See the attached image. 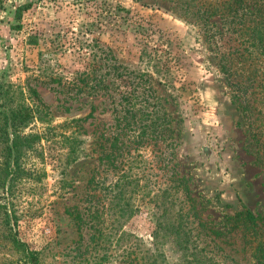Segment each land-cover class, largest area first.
<instances>
[{"label":"rangeland","instance_id":"obj_1","mask_svg":"<svg viewBox=\"0 0 264 264\" xmlns=\"http://www.w3.org/2000/svg\"><path fill=\"white\" fill-rule=\"evenodd\" d=\"M223 1L0 0V87L46 113L23 129L30 139L15 158L11 140L0 139V264H19L6 213L38 264L264 257V96L244 111L220 69H233V40L261 17L252 8L236 22L211 15ZM80 75L115 85L58 86H80ZM129 92L161 100L174 145L124 139L129 152L113 169L98 160L114 150L109 95L124 105ZM92 177L102 183L95 190ZM245 211L255 218L252 235L234 219Z\"/></svg>","mask_w":264,"mask_h":264},{"label":"trees","instance_id":"obj_2","mask_svg":"<svg viewBox=\"0 0 264 264\" xmlns=\"http://www.w3.org/2000/svg\"><path fill=\"white\" fill-rule=\"evenodd\" d=\"M221 9L213 7L211 15H217L219 18L228 19L231 16L232 22L237 20L239 13L242 18L248 14L252 8V12L249 14L255 18L261 17L260 20L254 19V24L244 31V33L237 34L238 40L236 42L239 47L234 49L236 58L234 61L233 69L225 64H221V73L226 80V84L230 86L234 92V98L240 102L243 110L250 111L255 110L259 102L257 95L261 93L264 96V0H224L220 3ZM22 8H19V11ZM241 18V17H240ZM242 20V19H241ZM239 20L240 25L245 26L244 22ZM236 22V21H235ZM241 49V52L240 49ZM253 48L254 51H249ZM249 51V52H248ZM239 52V53H238ZM231 55H233L231 53ZM233 63V62H231ZM114 69V68H112ZM79 84H73L68 86L66 82L61 83L58 81V86L67 87L69 91L76 90V93H83L85 89L89 92L97 90H108L109 87L115 85L112 80L110 83H106L104 79H97L96 77L90 78L89 75H80L78 79ZM6 89L0 87V139L3 142L12 143L11 147H7L9 156L15 158L19 155V147L29 142L30 136L24 135L23 129L35 119V115L39 120L46 117V113L43 107L36 106L35 109L24 103H18L16 101L17 96L11 93L5 92ZM142 93V92H141ZM262 96V97H263ZM111 104L113 105L112 115L114 119L115 136L112 137L113 144L112 152L105 153L104 158L99 157L100 165L103 159L111 160V165L117 161V158L121 157L123 150L129 152V147H125L123 140L127 143H135L141 145L149 141L163 142L166 148H172L174 145V129L171 126L170 117L161 103L158 97H147L142 93V96L135 95V93H126L123 97L124 105L115 103L112 96L109 95ZM11 136V137H10ZM38 140L40 137L35 136ZM66 142L70 144H76L78 137L70 136ZM132 140V141H130ZM70 141V142H69ZM23 143V144H22ZM120 144V146H118ZM14 148V149H13ZM164 155V154H162ZM116 167L113 166V169ZM6 176L0 179V183L3 186ZM10 182V181H8ZM118 183V182H117ZM129 182H126L127 184ZM88 184L93 185L92 189L99 188L102 184L101 181L92 177L89 179ZM115 187V184H114ZM5 216L7 224L6 238L11 244L12 248L18 253L19 264H38L39 258L37 253L29 250L26 244L22 243L16 237V232L12 233L9 213ZM14 216V215H13ZM1 217H3L1 215ZM14 218V217H13ZM234 219H241L244 224L247 223L248 229L251 235L254 233L256 223L255 218L248 212H241L235 215ZM15 224V221H14ZM254 240H257L254 237ZM261 246V244H259ZM254 264H264V257L261 255L256 258Z\"/></svg>","mask_w":264,"mask_h":264}]
</instances>
